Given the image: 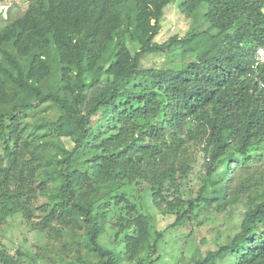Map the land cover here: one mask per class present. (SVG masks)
Instances as JSON below:
<instances>
[{
    "label": "trees",
    "instance_id": "16d2710c",
    "mask_svg": "<svg viewBox=\"0 0 264 264\" xmlns=\"http://www.w3.org/2000/svg\"><path fill=\"white\" fill-rule=\"evenodd\" d=\"M144 1L28 0L0 29V228L19 214L65 240L59 264H145L198 208H241L238 232L195 264H264V0H180L191 28L161 44L175 0L139 23ZM157 54L179 62L141 68ZM193 146L204 173L184 197ZM156 214L174 221L156 231ZM24 255L0 244V264Z\"/></svg>",
    "mask_w": 264,
    "mask_h": 264
},
{
    "label": "rangeland",
    "instance_id": "374dc122",
    "mask_svg": "<svg viewBox=\"0 0 264 264\" xmlns=\"http://www.w3.org/2000/svg\"><path fill=\"white\" fill-rule=\"evenodd\" d=\"M179 1L175 0L164 9L161 30L155 38L157 43H164L174 35L182 38L191 28L190 20L178 9ZM159 2L160 0H145L142 9L137 11L138 22L141 23L147 19ZM27 6L28 0H0V29L9 23L11 18L21 16ZM204 29L206 26H201L200 31ZM213 34L216 35V31ZM213 42L210 38L197 39L192 43V47L201 55L208 50ZM178 62V57L173 55H150L142 58L141 68H161ZM41 134H48V131L45 130ZM54 143V139L44 138L38 142V145L52 147ZM63 143L69 146L67 140H63ZM190 157L194 164L190 181L182 189L184 197L195 196L200 186L199 174L203 175L204 173L203 154L200 147H191ZM241 219V208L218 212L215 207L208 209L200 207L196 210L193 221H187L183 226L166 230L157 244L158 251L152 256V260L145 258L144 255L142 257L145 259V264H195V262L203 260L208 252L216 251L221 245L227 244L238 232ZM173 221V216L163 217L156 214L153 217L152 226L154 230L160 231L172 224ZM106 240V238L103 239V243H106ZM63 242L65 240L55 241L47 238L19 214L8 217L4 226L0 228V244L11 255L16 250L25 254L21 257L19 264H34L30 258L36 257V255L46 257L45 260H37V264H59L56 250L61 249ZM66 243L67 248L71 249L68 241ZM122 264L132 263L124 262Z\"/></svg>",
    "mask_w": 264,
    "mask_h": 264
},
{
    "label": "built area",
    "instance_id": "2783aa9c",
    "mask_svg": "<svg viewBox=\"0 0 264 264\" xmlns=\"http://www.w3.org/2000/svg\"><path fill=\"white\" fill-rule=\"evenodd\" d=\"M263 64H264V45L256 49L252 69L254 71H257L258 67Z\"/></svg>",
    "mask_w": 264,
    "mask_h": 264
}]
</instances>
